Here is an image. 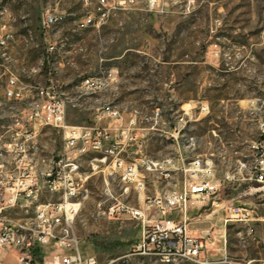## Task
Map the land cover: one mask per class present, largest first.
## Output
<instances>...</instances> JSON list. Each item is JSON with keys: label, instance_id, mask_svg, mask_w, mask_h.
I'll return each instance as SVG.
<instances>
[{"label": "rangeland", "instance_id": "obj_1", "mask_svg": "<svg viewBox=\"0 0 264 264\" xmlns=\"http://www.w3.org/2000/svg\"><path fill=\"white\" fill-rule=\"evenodd\" d=\"M2 2L8 13L0 26L8 25L13 38L0 51V86L10 74L32 93L53 83L71 101L65 115L69 126H92L106 98L122 111L137 110L143 138L141 147L131 149L133 157L171 159L179 167L169 180L147 174L145 194L179 190L190 178L184 168L191 161H211L221 187L201 211L205 222L190 227L211 226L224 237L225 259L213 264H264V181L255 180L256 162L264 159V0H195L188 15L177 8L162 14L117 12L99 28L83 31H73L74 19L83 14L76 0ZM47 7L66 18L44 36L40 19ZM110 71L116 81L107 92L77 89L83 79ZM27 106L28 101L4 98L0 88V131ZM37 138L44 157L61 149L57 129L39 127ZM239 162L246 165L241 173ZM110 182L116 194L122 192ZM86 187L74 221L85 250L101 264H163L130 251L141 236L138 222L98 215L102 178L93 177ZM128 200L139 204L132 191ZM225 205L247 209L252 220L224 223Z\"/></svg>", "mask_w": 264, "mask_h": 264}, {"label": "built area", "instance_id": "obj_2", "mask_svg": "<svg viewBox=\"0 0 264 264\" xmlns=\"http://www.w3.org/2000/svg\"><path fill=\"white\" fill-rule=\"evenodd\" d=\"M76 1L83 14L74 19L73 31L99 28L117 12L142 9L162 14L177 8L188 15L195 6V0ZM7 13L0 0V18ZM65 18L66 14L57 9H43L42 34L48 35ZM216 23L220 26L219 21ZM12 38L10 27L0 26V51ZM115 81L110 71L83 79L77 89L82 94L105 93ZM0 88L9 101H28L20 116L0 131V264H101L85 250L74 231V221L87 197L86 186L95 176L102 178L100 199L95 204L98 215L110 221L140 224L141 236L130 249L133 254L154 257L163 264H213L225 259L223 236L215 234L211 226L199 229L196 235L190 227L205 222L201 211L221 187L214 178L211 161H191L184 168L190 178L179 190L146 195L147 174L169 180L173 178L170 172L179 167L171 159L133 157L131 149L141 147L143 138L139 133L143 119L138 120L137 110L122 111L106 98L96 109L92 126H69L65 115L71 101L64 92L55 90L53 83L32 93L10 74ZM155 117H159L158 112ZM42 126L62 133V146L56 155H42L37 138ZM245 166L239 162L240 173ZM110 179L117 182L121 193L114 192ZM255 180L264 181L262 156L256 162ZM131 191L137 195L138 205L128 200ZM223 210L224 223L252 220L243 207L225 205ZM213 251L220 257H214Z\"/></svg>", "mask_w": 264, "mask_h": 264}, {"label": "crops", "instance_id": "obj_3", "mask_svg": "<svg viewBox=\"0 0 264 264\" xmlns=\"http://www.w3.org/2000/svg\"><path fill=\"white\" fill-rule=\"evenodd\" d=\"M161 191H163V189H162ZM201 228H204V227H200V226H199V227H197V228H193V227H192L193 234H195V235H196V234H198V232H199V229H201Z\"/></svg>", "mask_w": 264, "mask_h": 264}]
</instances>
